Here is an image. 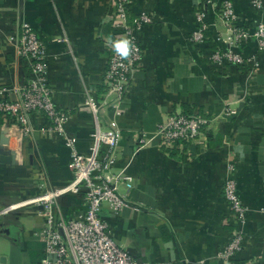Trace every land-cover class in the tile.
<instances>
[{
	"label": "crops",
	"instance_id": "1",
	"mask_svg": "<svg viewBox=\"0 0 264 264\" xmlns=\"http://www.w3.org/2000/svg\"><path fill=\"white\" fill-rule=\"evenodd\" d=\"M226 2L235 24L224 17ZM116 8L117 0H0V101L17 99L30 79V62L19 53L28 23L45 43L52 98L68 115L66 132L79 152L91 153L98 130L120 134L107 176L132 178L130 189L119 185L128 206L118 214L102 211L118 246L148 264H227L219 252L241 232L233 261L264 264V50L255 36L233 34L241 28L253 35L264 26V0H135L127 24L142 62L122 100L105 81ZM218 52L240 53L242 62L216 61ZM179 114L211 123L197 141L140 142ZM50 126L45 114H31L26 133L0 111V147L16 153L15 165L0 164V264L45 259L42 206L7 207L73 180L64 138ZM228 181L246 207L243 225L226 198ZM84 201V191L58 198L66 219L82 213Z\"/></svg>",
	"mask_w": 264,
	"mask_h": 264
},
{
	"label": "built area",
	"instance_id": "2",
	"mask_svg": "<svg viewBox=\"0 0 264 264\" xmlns=\"http://www.w3.org/2000/svg\"><path fill=\"white\" fill-rule=\"evenodd\" d=\"M135 0H117V8L112 14V24L117 34L115 40L109 43L113 55L105 75L109 86V93L122 100L127 92L132 74L142 62V51L137 42L134 30L127 24L128 11ZM224 17L231 24L237 19L234 7L226 2L223 6ZM145 19L136 21L140 27ZM204 27L197 31L198 39H203ZM236 39L255 36L259 49L264 50V26H259L252 35L250 31L237 28L233 32ZM128 39L130 44L127 56L119 54L114 47L115 41ZM19 53L22 58L30 62L31 74L28 82L19 89V97L15 100H1L0 111L17 118L26 133H30L29 122L31 114H45L51 122L50 128L63 136L65 145L70 153L69 167L73 173V180L65 185L58 186L43 195L29 198L23 202L7 207V210L22 206H42V215L46 220L40 237L45 244V259L40 264H148L136 260L128 251L118 246L114 241L110 225L102 217L105 206L114 214L128 206L126 196L119 192V185L126 182L127 188L132 187V178L125 172L117 173L112 177L107 172L114 166L117 159V150L120 142L118 130L100 132L98 130L95 144L90 154L79 152L75 138L67 134L66 123L68 115L59 110L53 101L47 76L46 46L34 28L22 24ZM225 56L242 62L240 53H223L214 55L216 61ZM211 120L200 115L179 114L167 117L159 126L155 135L148 139L141 137L140 142L146 144L156 142L159 146L170 147L176 142L197 141L204 128L210 125ZM104 146V154L100 156ZM85 192L84 210L75 217L66 219L58 203V198L68 193ZM226 198L233 211L234 219L239 225L246 220V207L242 203L238 189L233 181L225 186ZM242 233H236L228 245L219 252L227 264H254L235 262L233 257L241 251Z\"/></svg>",
	"mask_w": 264,
	"mask_h": 264
},
{
	"label": "water",
	"instance_id": "3",
	"mask_svg": "<svg viewBox=\"0 0 264 264\" xmlns=\"http://www.w3.org/2000/svg\"><path fill=\"white\" fill-rule=\"evenodd\" d=\"M0 164L15 165L16 164V153L0 147ZM36 208H39V207H36ZM40 209L42 208L40 207Z\"/></svg>",
	"mask_w": 264,
	"mask_h": 264
},
{
	"label": "clouds",
	"instance_id": "4",
	"mask_svg": "<svg viewBox=\"0 0 264 264\" xmlns=\"http://www.w3.org/2000/svg\"><path fill=\"white\" fill-rule=\"evenodd\" d=\"M130 44L131 42L128 39H121L115 41L114 47L119 54H121L122 56H127L130 49Z\"/></svg>",
	"mask_w": 264,
	"mask_h": 264
},
{
	"label": "rangeland",
	"instance_id": "5",
	"mask_svg": "<svg viewBox=\"0 0 264 264\" xmlns=\"http://www.w3.org/2000/svg\"><path fill=\"white\" fill-rule=\"evenodd\" d=\"M28 226V225H27Z\"/></svg>",
	"mask_w": 264,
	"mask_h": 264
}]
</instances>
